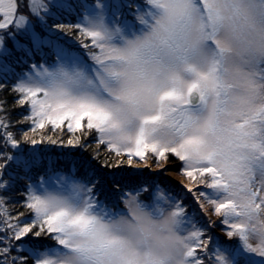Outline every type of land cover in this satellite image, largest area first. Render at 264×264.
<instances>
[{"label": "snow or ice", "instance_id": "1", "mask_svg": "<svg viewBox=\"0 0 264 264\" xmlns=\"http://www.w3.org/2000/svg\"><path fill=\"white\" fill-rule=\"evenodd\" d=\"M235 2L224 0L226 4ZM219 3L146 0L147 10L139 8L137 13L144 27L129 36L119 24L109 23L107 0H95L91 5L82 0V23L74 26L43 23L56 11H72L68 0H30L32 15L48 33L41 35L27 16L17 18L20 0H0V30L11 27L8 34H12L22 29L37 51L48 46L55 52L50 64H32L13 89L19 106L27 110L24 122L31 124L32 132L47 126L66 128L85 138L95 132L97 143L118 157L126 156V162L121 163L129 166L136 158L150 169L146 163L149 153L157 164L175 158L181 163V173L191 181L183 185L189 192L205 186L224 193L213 198L201 191L195 200L201 212V198L212 206L227 229V237L242 240L244 250L235 254V264H251L250 254L264 258V247L248 244L249 225L240 223L239 218H251L253 212L264 208V102H258L264 96V66H260L264 60L246 74L241 85L224 79V57L230 50L217 38L225 20ZM70 27L90 41L79 45L94 49L88 51V59L60 41L59 34ZM193 31L199 33L195 41ZM4 37L0 34V48ZM201 42L213 50L207 72L188 63L189 54ZM176 64H183L195 76L186 88L179 86V75L171 71ZM164 80L171 86L161 91ZM240 88L244 94L238 96ZM3 110L0 105V112ZM8 127L0 117V132L12 148L19 149L24 142H44L31 139L28 133L17 140L6 131ZM48 142L57 143L50 136ZM66 143L82 146L81 136ZM0 159V190L15 182L7 171L10 165L29 175L40 163L35 153L27 157L0 153ZM48 173L47 179L40 177L27 186L23 207L30 210L29 217L23 212L12 215L6 198L0 196V264H28V256L32 264H140L127 241L110 227L114 218L126 212L120 205L130 201L160 213L165 207L174 209L190 241L187 264H205V258L208 264H234L233 259L212 249L206 228L194 221L188 223L189 211L183 201L159 184L141 180L131 187H114L111 192L116 199L109 206L97 196V183L87 171L81 178L72 172H53L49 164ZM240 193L247 194L242 202L229 198ZM42 237H50L54 246L45 245ZM26 244L28 255H12L14 249ZM143 264L156 262L145 254Z\"/></svg>", "mask_w": 264, "mask_h": 264}, {"label": "trees", "instance_id": "2", "mask_svg": "<svg viewBox=\"0 0 264 264\" xmlns=\"http://www.w3.org/2000/svg\"><path fill=\"white\" fill-rule=\"evenodd\" d=\"M82 0H68V3L72 5V11L59 10L56 11V15L46 18L43 23L47 24H64V25H76L81 22V17L84 13V9L81 7ZM113 4H119L118 0H112ZM109 0V3H112ZM24 0H20L19 11L16 14L25 15L29 18L33 29L39 32L41 35H48L43 30V23L38 17L32 15L31 10L28 11L24 6ZM83 3L93 4L95 0H83ZM125 3L124 11L126 7H130V10H134L137 1L136 0H122ZM112 4V5H113ZM130 4L131 6H128ZM146 10L148 5L144 7ZM111 10V6L109 7ZM113 12V11H112ZM127 16L126 19H131L132 14L123 15ZM15 22V21H14ZM8 31H13L10 27L9 30L1 32L3 34L4 42L3 48H0V83L3 87L0 88V105L3 106V111L0 112V117L5 119V123L9 124L6 131H10L14 138L17 140H23L24 133H28L31 139L41 140L43 143L32 145L29 142L22 143L19 149L12 148L10 143L6 141L2 132H0V153L13 156H30L33 153L39 156L40 163L31 169L29 175H25L23 169L13 165L8 168V173L12 174L15 182L6 190H0V196H4L7 201V208L12 215H16L19 212L25 213V217L31 215L30 210L23 207L24 199L27 195V186L35 184L39 181L40 177L48 178V167L52 165L53 172L60 171L63 174L75 173L78 177H83L87 171L89 175L94 176L97 187L100 185L104 188L105 192L112 188L113 184L121 185L123 179L121 174L123 173L120 167H108L106 165H118L121 166L118 156L115 153L110 152L104 145L97 143L96 133L92 132L86 136L81 133H70L66 128L53 129L51 126L35 132L31 131V124L24 122V117L27 114L25 107L19 106L17 103L18 93L13 91L17 79L31 70L32 64H41L53 62L55 60V52L48 46H43L41 50L37 51L33 43L24 30H17L8 34ZM55 35V33H53ZM60 41L66 46L71 45L72 50L77 53L83 54L85 59H88V51L91 49H82L79 47L81 43H89L90 41L82 36L75 27L65 28L62 33L59 34ZM81 136V145L69 146L66 141L69 138H75V136ZM56 140L57 143H49L48 137ZM63 141L64 143H61ZM172 159V158H171ZM3 160L0 159V163ZM125 184V182L123 183ZM126 185V184H125ZM112 186V187H111ZM127 187V186H126ZM107 193L100 194V199H104ZM42 241L45 245L54 246L55 242L50 237H42ZM239 238L237 241L231 243L234 247L239 248ZM226 245V244H222ZM25 248H17L12 251L13 256L28 255ZM28 264H32V257L28 256Z\"/></svg>", "mask_w": 264, "mask_h": 264}, {"label": "clouds", "instance_id": "3", "mask_svg": "<svg viewBox=\"0 0 264 264\" xmlns=\"http://www.w3.org/2000/svg\"><path fill=\"white\" fill-rule=\"evenodd\" d=\"M217 6L225 16L217 38L223 47L230 50L224 57L226 71L223 76L228 82L241 85L246 74L254 72L259 62L264 60V0H236L234 4L220 0ZM196 23H199L198 19ZM198 37L199 33L193 31L192 39L195 41ZM213 58L212 47L201 42L189 54L188 63L207 72ZM171 71L179 75V86L183 88L195 78L183 64L174 65ZM169 86L170 83L164 80L159 87L163 91ZM243 94L242 88L236 92L238 96ZM258 102H264V96ZM246 197V193H240L229 198L242 202ZM123 207L126 212L114 218L110 227L127 241L140 264H143L145 254H150L156 264H187L185 254L190 241L182 231L181 218L174 215L173 208L165 207L160 213L135 201ZM239 222L249 225L248 244L256 249L264 247V208L253 212L251 218L241 216Z\"/></svg>", "mask_w": 264, "mask_h": 264}, {"label": "rangeland", "instance_id": "4", "mask_svg": "<svg viewBox=\"0 0 264 264\" xmlns=\"http://www.w3.org/2000/svg\"><path fill=\"white\" fill-rule=\"evenodd\" d=\"M136 1L137 3L134 10H130V7H126L127 9L126 11H124L122 8H124L125 3H122V0H118L119 4H113L112 0H110V2L112 3H109V0H107L108 7L106 9V13L108 16L109 23L119 24L120 27L124 30L125 34L129 36H131L133 33L139 32L144 27L142 24H140L139 20L137 19V13L139 8H143L144 10H146L144 8L147 6L146 0ZM24 2L25 3L23 4V6L28 11H30V0H24ZM129 5L130 4H128V6ZM110 6L113 12L109 10ZM129 14H132L131 19H126L127 16H123H129ZM0 18H2V14H0ZM1 32H5V30H0V33ZM117 158H119V162H126L127 160L126 156H119ZM133 161L134 163L132 166H129L126 163H122L121 166H117L120 167L123 172L121 176L123 179V183L125 182L126 185L123 183H121V185L113 184V187L111 186L112 188L126 186L131 187L132 185H135L141 180H149L153 183L159 184L162 187L168 189L173 194L174 198H178L179 200L183 201L184 205L189 211V216L187 218L189 224L194 221L198 223L201 227L206 228L207 234L212 238L211 247L213 250H219L220 252L224 253L229 259H233V261L235 254L244 250L243 242L239 237L229 238L225 235V231L227 229L220 222L221 217L217 216L212 210V206L207 203L204 198H201L200 203L203 204V212H201V209L199 208L197 201L195 200V197L199 196L201 191L206 192L210 197L213 198H219L220 196H223V192H218L214 188H207L205 186L194 188L192 192H189L185 187H183V185L190 184L191 181L181 173V163L171 156L168 160L163 161L161 164H157L154 163V157L151 153H149L146 163L151 165L150 169L145 168L144 162L138 161L136 158H133ZM162 165L165 166L164 170H161ZM112 188H109V191L105 192L104 188L100 185L98 187L99 190L97 191L98 197L100 194L107 193L105 200L100 199V197L99 199L109 206H111L112 201L116 199L115 195L111 192ZM120 207L123 208V204H121ZM209 221H211L214 226L212 223H209ZM238 238L240 240L238 246H241L239 248H236L234 247V245H231V243L237 241ZM250 255L252 257L251 264H264V258L255 254ZM205 264H208L207 258H205Z\"/></svg>", "mask_w": 264, "mask_h": 264}]
</instances>
